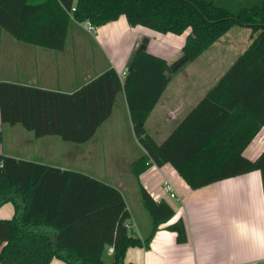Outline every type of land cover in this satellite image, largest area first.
I'll return each mask as SVG.
<instances>
[{"label": "trees", "instance_id": "16d2710c", "mask_svg": "<svg viewBox=\"0 0 264 264\" xmlns=\"http://www.w3.org/2000/svg\"><path fill=\"white\" fill-rule=\"evenodd\" d=\"M102 27L124 16L132 27L162 34L191 31L183 60L137 50L124 82L108 69L73 94H58L0 80L3 124L21 125L37 138L57 136L68 143L92 140L110 118L117 97L127 99L134 134L144 154L132 165L138 179L152 165L170 164L193 189L260 171L264 152L250 160L244 152L264 127V0H0L2 34L56 50L64 48L73 22ZM252 28L251 45L226 70L161 143L147 131V120L172 74L194 62L234 27ZM37 116L35 124L32 121ZM39 114L45 115L42 128ZM152 220L144 242L129 231L130 213L117 188L84 173L62 170L0 154V208L12 203L15 215L0 220V264H129L131 247H148L160 226L174 217L140 186ZM177 242L188 241L182 220L167 226ZM114 254L104 259L109 247Z\"/></svg>", "mask_w": 264, "mask_h": 264}, {"label": "crops", "instance_id": "0c3cea01", "mask_svg": "<svg viewBox=\"0 0 264 264\" xmlns=\"http://www.w3.org/2000/svg\"><path fill=\"white\" fill-rule=\"evenodd\" d=\"M246 1L253 4L260 0ZM79 29L86 31L81 23L73 20L65 46L61 50L35 46L16 39L17 43L9 42L5 49L2 34L0 80L42 91L73 94L108 69H114L118 75L127 71L132 52L144 38L149 40L146 50L148 53L163 58L168 65L173 66L180 53H183L182 49L191 34L190 30L182 35H175L158 33L142 26L132 27L122 16L115 22L98 27L94 34L86 31L92 36L94 46L80 47L74 45V40L77 41L80 34ZM233 29L236 30L229 41L234 42L238 52L237 59L251 45L257 34H254L252 28L237 26ZM233 29L202 54L207 55L204 61L211 65L213 70L226 71L236 61L234 59L228 62L220 52L221 46L232 47L228 44L222 45V42ZM161 38L167 43L165 47L161 45L162 48L158 44ZM171 82L172 80L168 87ZM210 84L186 85L180 97L174 94L164 96L167 87L152 113L160 107L163 114L167 113V118H178L180 112H186L187 115L207 93ZM117 102L123 103L131 121L127 99L123 92L118 95L115 105ZM30 114L25 117H35L32 121V124H35L37 116ZM38 117H40L39 127L42 128L45 121L41 119H45V115L39 114ZM108 120L99 128L92 140L76 144L65 142L57 136L37 138L33 131L21 125L3 124L0 113V154L62 170L81 172L93 177L83 166L78 167L77 162H91L95 158L90 148L98 142V135L103 131ZM139 147L141 155L130 163V172L139 193L138 204H134L130 199L129 182L124 183L122 180L110 182L93 178L120 190L130 213L129 231L142 242L151 235L152 220L142 203L140 186L145 188L156 202L170 205L174 210V217L167 224L160 226L148 247L129 248L126 252V263L264 264V187L260 171L220 181L197 190L191 189L170 164L162 167L152 165L137 179L133 175L132 165L144 154L140 144ZM263 152L264 127L247 147L244 155L250 160H256ZM164 181H169L173 186L177 196L175 199L165 192ZM14 215L15 208L12 203L0 208V220L12 219ZM180 220L184 222L187 230L188 241L185 244L178 243L177 234L167 229V226ZM105 257L112 258L108 254ZM51 264L63 263L55 258Z\"/></svg>", "mask_w": 264, "mask_h": 264}, {"label": "rangeland", "instance_id": "374dc122", "mask_svg": "<svg viewBox=\"0 0 264 264\" xmlns=\"http://www.w3.org/2000/svg\"><path fill=\"white\" fill-rule=\"evenodd\" d=\"M235 30L233 29L226 39H224L226 43L222 42V45L228 44L232 45V47L221 46L220 50L222 56H225L228 62L236 59L238 56L234 42L229 41ZM79 32L78 40H74V45H79L80 47L94 46L91 35L83 29H79ZM9 42L17 43L8 32H3L5 49H7ZM158 44H160V48L163 47L161 45H164V47L167 45L163 38L158 41ZM206 56L202 55L197 61L188 62L179 71L173 73L172 82L164 96L174 94L180 97L184 86L195 85L197 83L198 86L209 85L211 83L207 88L209 90L225 70H213L212 66L204 61ZM182 59L183 53H180L175 61L178 63ZM185 115L186 112H180L178 118H167V113L163 114L160 107H157L147 122L148 132L156 141L162 142ZM98 138L96 145L90 148V152L95 155V158L91 162H77V166H83L89 175L98 179L110 182L119 180L124 181V183L129 182L130 199L133 200L134 204H138L139 193L130 172V163L141 155V149L133 134L132 123L126 114L123 103L117 102L113 115L106 123L103 131L98 135ZM104 259L106 262L111 260L109 257H104Z\"/></svg>", "mask_w": 264, "mask_h": 264}, {"label": "built area", "instance_id": "2783aa9c", "mask_svg": "<svg viewBox=\"0 0 264 264\" xmlns=\"http://www.w3.org/2000/svg\"><path fill=\"white\" fill-rule=\"evenodd\" d=\"M75 11H76V7L73 6V8H72V10L70 11L69 14H70V17L72 18V20H75V21H76V19L74 18V15H73V13H74ZM81 24L83 25L84 29H85L86 31H88L89 33L94 34V33L97 32V28H98V27L94 26L93 23H92L90 20H86V21L82 22ZM126 77H127V71H123V72H121V73L119 74V78H120L121 82H124L125 79H126ZM163 187H164L165 192H166L171 198H174V199H175V198L177 197V196H176V193H175V190H174L173 186L171 185V183H170L169 181H164V183H163ZM107 254H108L109 256H112V255L114 254V247H112V246L109 247V248L107 249Z\"/></svg>", "mask_w": 264, "mask_h": 264}, {"label": "water", "instance_id": "95a60500", "mask_svg": "<svg viewBox=\"0 0 264 264\" xmlns=\"http://www.w3.org/2000/svg\"><path fill=\"white\" fill-rule=\"evenodd\" d=\"M148 43H149L148 39H143L142 42L136 46V49L132 52V54L130 56V59H129V62H128V65H127V71H129V69H130V66H131V64H132V62L134 60V57H135V55L137 53V50L146 51ZM181 61H184V60L182 59Z\"/></svg>", "mask_w": 264, "mask_h": 264}]
</instances>
